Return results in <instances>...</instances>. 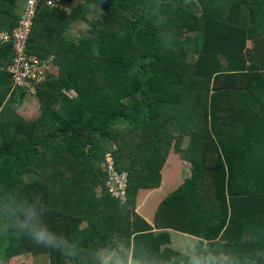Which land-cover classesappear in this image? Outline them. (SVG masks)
I'll return each mask as SVG.
<instances>
[{
	"label": "trees",
	"instance_id": "trees-1",
	"mask_svg": "<svg viewBox=\"0 0 264 264\" xmlns=\"http://www.w3.org/2000/svg\"><path fill=\"white\" fill-rule=\"evenodd\" d=\"M20 2L0 0V31L17 24ZM55 3L37 12L26 46L52 58L34 121L11 114L25 91H11L13 52L0 45V241L46 259L34 264H96L103 251L109 264L113 254L123 264H264V0ZM96 10L102 21L88 19ZM75 22L87 30L70 52L61 40ZM171 147L190 177L150 227L136 194L160 187ZM106 157L125 175L123 201L105 189ZM26 208L63 249L18 226ZM170 231L197 239L193 257L166 249Z\"/></svg>",
	"mask_w": 264,
	"mask_h": 264
},
{
	"label": "built area",
	"instance_id": "built-area-1",
	"mask_svg": "<svg viewBox=\"0 0 264 264\" xmlns=\"http://www.w3.org/2000/svg\"><path fill=\"white\" fill-rule=\"evenodd\" d=\"M55 1L24 0V6L20 11L17 24L11 31H0V45L9 43L13 52V62L8 67L11 91H25L28 95L33 96L36 86L45 81V71L48 69L52 58L48 57L45 60H41L35 56L28 55L26 46L35 15L43 7L60 9V6H57ZM64 11L68 10L64 9ZM105 162L109 166L107 170L109 177L104 184L105 189L111 197L123 201L125 194V175L116 174L111 169V163L107 157Z\"/></svg>",
	"mask_w": 264,
	"mask_h": 264
},
{
	"label": "rangeland",
	"instance_id": "rangeland-1",
	"mask_svg": "<svg viewBox=\"0 0 264 264\" xmlns=\"http://www.w3.org/2000/svg\"><path fill=\"white\" fill-rule=\"evenodd\" d=\"M20 3H21V7L17 9V14L19 15H20V11L22 10L24 6V0H21ZM88 19L90 20L99 19L100 21H102L104 19V14L96 10L95 12H93V14H90L88 16ZM73 24L74 26H70V28L65 32L63 39L61 40V43H63V45H65L67 50H69L70 52L74 51V47L72 46L75 45L76 39L80 38L82 34L84 35L85 34L84 31L87 30V26L82 23L75 22ZM185 36L189 38L198 39L200 37V34L186 33ZM67 96L70 98H73V94L70 92L67 93ZM9 107L12 111L11 114L18 116L25 121H34L39 115L38 107H37V103H36L34 95L33 96L28 95L27 93H25L22 99L15 98L14 102L12 104H9ZM184 145H185V142L182 146L184 147ZM107 149H110V147H107ZM166 159L168 160V163L171 164L170 169H175L173 165L175 164V161L173 160L174 159L173 156L170 154L169 157H167ZM98 192L99 191L97 189L96 193L98 194ZM83 227L84 225L80 226L81 229ZM186 242L188 243V251H187V254L186 252L184 253L187 256L188 255L190 256L193 253V250H191V247H192L191 245L193 242L191 240H187ZM17 245L18 244L14 243V238L9 237L7 239V237H4L1 239L0 241V264H34V263L43 262L46 260L42 257L33 258L29 254L23 253V251H18L16 247ZM184 247L186 248L187 246H184ZM109 257H110V254L108 252H104V251L100 252L96 257L98 261L96 264H108L107 262H108ZM129 261L130 260L127 261V264H129ZM62 263L71 264L72 262H62ZM132 264H136V262H132Z\"/></svg>",
	"mask_w": 264,
	"mask_h": 264
},
{
	"label": "crops",
	"instance_id": "crops-1",
	"mask_svg": "<svg viewBox=\"0 0 264 264\" xmlns=\"http://www.w3.org/2000/svg\"><path fill=\"white\" fill-rule=\"evenodd\" d=\"M71 26H74V24H71ZM184 142L185 145L183 147L182 145L184 144ZM184 142H182L181 144V149L183 150L187 147V140L184 139ZM170 150L167 157H169L170 154L173 156V160L175 161V164L173 165L175 169H170L171 164H169L168 160L166 159V162L164 163V166L160 172V187L155 190H139L136 194L134 212L150 227H152L153 214L156 208H158L159 204L169 194L176 191L181 185H183L185 179L190 177L189 164L183 161L180 155L176 154V152L173 150V147H171ZM172 153H174L175 155ZM153 233L156 232L154 231ZM169 233L171 241L170 245H168L166 249L174 250L182 255H186L188 251V243L186 241L191 240L193 242L191 245V250H193V253L190 256L188 255V257L194 256V246L198 242L197 239L171 231ZM184 246L187 247L185 248ZM184 252H186V254Z\"/></svg>",
	"mask_w": 264,
	"mask_h": 264
},
{
	"label": "clouds",
	"instance_id": "clouds-1",
	"mask_svg": "<svg viewBox=\"0 0 264 264\" xmlns=\"http://www.w3.org/2000/svg\"><path fill=\"white\" fill-rule=\"evenodd\" d=\"M22 214L24 219L19 222L18 226L27 230L35 242L54 249H63L66 246V241H58L55 234L47 227L46 223L40 222L39 215L35 208H26L23 210ZM113 257L114 264H123L121 260L115 258V254H113ZM110 264H113V262H110ZM129 264H132V262L129 261ZM195 264H214V262L210 259L206 261L197 260Z\"/></svg>",
	"mask_w": 264,
	"mask_h": 264
}]
</instances>
